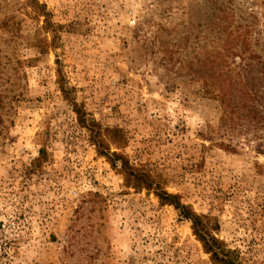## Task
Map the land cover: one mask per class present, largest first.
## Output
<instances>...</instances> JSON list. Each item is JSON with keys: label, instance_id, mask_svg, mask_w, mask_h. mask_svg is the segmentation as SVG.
Instances as JSON below:
<instances>
[{"label": "rangeland", "instance_id": "1", "mask_svg": "<svg viewBox=\"0 0 264 264\" xmlns=\"http://www.w3.org/2000/svg\"><path fill=\"white\" fill-rule=\"evenodd\" d=\"M37 1L0 0V264H219L126 162L264 264V0Z\"/></svg>", "mask_w": 264, "mask_h": 264}, {"label": "trees", "instance_id": "2", "mask_svg": "<svg viewBox=\"0 0 264 264\" xmlns=\"http://www.w3.org/2000/svg\"><path fill=\"white\" fill-rule=\"evenodd\" d=\"M31 5L35 8H39L41 6L37 0H31ZM73 104L79 121L83 124V126L90 128L91 120L86 117L84 109L79 107L75 101H73ZM93 138L94 143L101 147L102 141L96 136H93ZM123 167L129 175H134L136 177L135 186L137 188L145 187L147 189H154L156 195L163 203L173 205L180 211V215L182 217L189 219L192 222L195 234L203 242L205 249L211 253L213 261L219 264H240L233 257V251L226 248L225 244L212 234L209 222L205 221L199 214L191 209L188 204L183 203L180 199V195L168 192L161 187L160 183H155L154 179L146 177L144 174L135 175L133 171H130L131 166L128 167L127 162L123 164Z\"/></svg>", "mask_w": 264, "mask_h": 264}]
</instances>
